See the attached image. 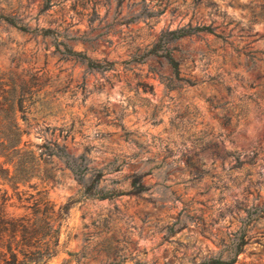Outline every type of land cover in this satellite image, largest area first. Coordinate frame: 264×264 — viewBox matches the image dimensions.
Returning a JSON list of instances; mask_svg holds the SVG:
<instances>
[{"label":"rangeland","instance_id":"obj_1","mask_svg":"<svg viewBox=\"0 0 264 264\" xmlns=\"http://www.w3.org/2000/svg\"><path fill=\"white\" fill-rule=\"evenodd\" d=\"M50 2L0 0L25 26L0 20L2 238L22 217L38 264H264V0ZM53 141L118 194L82 196Z\"/></svg>","mask_w":264,"mask_h":264},{"label":"trees","instance_id":"obj_2","mask_svg":"<svg viewBox=\"0 0 264 264\" xmlns=\"http://www.w3.org/2000/svg\"><path fill=\"white\" fill-rule=\"evenodd\" d=\"M50 4V0H43L41 9L47 8L48 6H50ZM15 14L16 12H14L13 14L0 13V20L7 22L8 24H11L17 28L25 29V26L19 23V19ZM146 15L149 14L147 13ZM191 29L192 28L190 27H178L175 29L166 30L165 32L166 34H168V39H172L191 33L193 31ZM194 29H204L207 31H211V28L205 25L196 26L194 27ZM48 31H50V28H41V34L47 33ZM159 48H161V51L158 50ZM148 52H159L166 59L171 69L173 71L177 70V62L175 58L170 54L169 48L165 46V44H159L158 39L152 43L151 47L148 49ZM85 64L87 66H99L97 62H93L89 58H86ZM51 145L53 148L45 152L46 155L57 156L60 160H62L64 165L67 166L75 174L76 179L81 183L82 196L103 198L118 194L116 192L102 191L100 188H92V181L86 184L84 181V173L80 169V162L79 160H77V156L67 152L65 150V144L63 143H57L53 141ZM27 163H29L27 166L29 168L32 162L28 161ZM141 176V173L132 174V178L130 180L131 189L129 192L137 193L144 187V184L140 181ZM44 205L46 206V208H50V212L53 211L50 205L48 206L47 203H44ZM68 205L69 203L60 205L56 209L55 215L59 216L62 213H65ZM26 225V220L20 217L18 221L11 223L10 232L6 233L8 236L5 239L2 238L3 228L0 227V264H26L28 262L38 264L39 262H43L52 254V246H49L48 242H44L43 245L36 244V239H33V234L36 233V229L33 227V223H30V230H27L26 236L24 235L23 231H25ZM53 242L55 241L53 240ZM234 259L235 255L231 257L230 261ZM225 262V260L218 257L207 256L194 264H223Z\"/></svg>","mask_w":264,"mask_h":264}]
</instances>
